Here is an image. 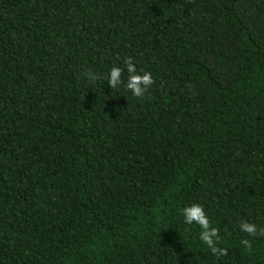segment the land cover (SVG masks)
Instances as JSON below:
<instances>
[{"label":"trees","instance_id":"obj_1","mask_svg":"<svg viewBox=\"0 0 264 264\" xmlns=\"http://www.w3.org/2000/svg\"><path fill=\"white\" fill-rule=\"evenodd\" d=\"M128 57L142 99L107 85ZM241 221L264 228V0H0V264H264Z\"/></svg>","mask_w":264,"mask_h":264},{"label":"clouds","instance_id":"obj_2","mask_svg":"<svg viewBox=\"0 0 264 264\" xmlns=\"http://www.w3.org/2000/svg\"><path fill=\"white\" fill-rule=\"evenodd\" d=\"M127 71L128 77L126 81V88L136 98H143L145 93L154 84L153 76L150 72L137 73V69L131 57L124 60V67L113 66L106 78L107 85L111 89H118L122 84V75L124 71ZM86 79L95 83L98 79L97 75L92 71L85 73ZM182 216L186 225H197L200 228L199 240L207 246L210 252L217 258L227 257L229 255L228 249L220 247V230L214 226L210 221L208 214L206 213L202 204L193 203L190 206L182 209ZM241 232L247 234L248 237L264 236V228H259L255 223L248 221H241L239 224ZM243 248L249 253L254 252L252 241L250 239H243L240 241Z\"/></svg>","mask_w":264,"mask_h":264}]
</instances>
